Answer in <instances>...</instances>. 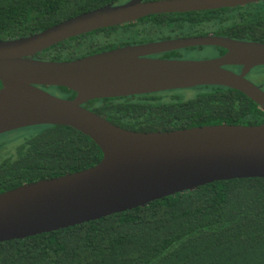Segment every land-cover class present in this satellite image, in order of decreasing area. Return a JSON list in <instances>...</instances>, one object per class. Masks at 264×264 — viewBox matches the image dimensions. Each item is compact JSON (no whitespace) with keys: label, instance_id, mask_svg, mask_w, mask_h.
<instances>
[{"label":"water","instance_id":"95a60500","mask_svg":"<svg viewBox=\"0 0 264 264\" xmlns=\"http://www.w3.org/2000/svg\"><path fill=\"white\" fill-rule=\"evenodd\" d=\"M260 2L264 0H130L29 37L0 41V136L40 126L70 127L103 153L89 169L0 194V243L97 221L215 182L264 179V123L134 132L83 107L96 100L220 86L243 93L264 112V90L247 79L252 69L264 66V43L210 35L127 46L69 62L36 59L67 40L146 17ZM192 47L228 52L202 61L149 58ZM42 87L67 88L77 97L63 99Z\"/></svg>","mask_w":264,"mask_h":264},{"label":"trees","instance_id":"16d2710c","mask_svg":"<svg viewBox=\"0 0 264 264\" xmlns=\"http://www.w3.org/2000/svg\"><path fill=\"white\" fill-rule=\"evenodd\" d=\"M126 1L0 0V41L29 37ZM209 34L264 43V2L154 15L135 25L67 40L36 59L69 62L135 41ZM55 90L67 99L76 95L66 88ZM195 91L192 97L172 91L97 100L88 109L134 132L264 123V112L239 91L220 86ZM30 129L36 132L15 153L7 156L1 147L0 194L89 169L103 158L96 143L73 128L25 130ZM0 264H264V179L215 182L97 221L0 243Z\"/></svg>","mask_w":264,"mask_h":264},{"label":"flooded vegetation","instance_id":"af4514ba","mask_svg":"<svg viewBox=\"0 0 264 264\" xmlns=\"http://www.w3.org/2000/svg\"><path fill=\"white\" fill-rule=\"evenodd\" d=\"M129 1L130 0L126 1L125 3L129 2ZM145 1H152V0H145ZM228 9H231V8H228ZM215 11H220V10H215ZM215 11H206V12H215ZM194 13H199V12H194ZM200 13H203V12H200ZM146 18H148V17H146ZM143 19H145V18H143ZM143 19H140V20L136 21L135 23H129V24H126V25L138 24ZM126 25L119 26V27H124ZM113 28H117V27H113ZM108 29H112V28H107V29H103V30H108ZM210 35L218 36V37H225V36H220V35H215V34H209L207 36H210ZM194 37H196V36H194ZM197 37H205V36H197ZM186 38H193V37L172 36V38H168V39H158V40H153V41H135L133 43H129V44H125V45L119 46V47H117L115 49L124 48V47H127V46L148 45V44H152V43H160V42H164V41H173V40H180V39H186ZM226 38H231V37H227L226 36ZM231 39H234V38H231ZM234 40H237V39H234ZM239 41H245V40H239ZM247 42H251V41H247ZM115 49H112V50H115ZM112 50H107V51H103V52H100V53L87 55L85 57L96 55V54H101V53L112 51ZM227 52L228 51L226 49L219 48V47H192V48L178 49V50H173V51H169V52H165V53H161V54L152 55L149 58H152V59H164V60L202 61V60H213V59L222 58L224 55L227 54ZM196 53H202V54L207 53V54H210V55L207 56V57L199 58V59L191 58ZM85 57H82V58H85ZM82 58H79V59H82ZM76 60H78V59H76ZM72 61H74V60H72ZM226 68L229 69V70H232V71H234L236 73H239V74L242 73V71H243V67H241V66H229V67H226ZM262 68H264V66L252 69L251 72L247 75V79L249 80V77L251 76V74H253L255 72L256 69L258 70V69H262ZM254 84H256L258 86H261L262 89L264 90V79H262L259 84H257V83H254ZM56 88H60V87H42V89L48 91L49 93H51V94H53V95H55L57 97H60V98H63V99H67L64 96H60L58 94L57 90H55ZM69 91H71V90H69ZM178 91H180V90H178ZM169 92H172V91H169ZM145 95H148V94H145ZM137 96H142V95H137ZM76 97H77V94L75 95V97L73 99H75ZM131 97H134V96H131ZM125 98H129V97H125ZM73 99H67V100H73ZM90 102H93V101H90ZM90 102L84 104L83 107L88 109ZM14 132H16V131H14ZM11 133H13V132H11ZM7 134H9V133H7ZM7 134H4V135H7ZM4 135H1V136H4ZM6 150H7V147H6L5 151H4V153L8 156V153L6 152Z\"/></svg>","mask_w":264,"mask_h":264},{"label":"rangeland","instance_id":"374dc122","mask_svg":"<svg viewBox=\"0 0 264 264\" xmlns=\"http://www.w3.org/2000/svg\"><path fill=\"white\" fill-rule=\"evenodd\" d=\"M210 54H202V53H196L191 58L199 59L202 57H207ZM189 57V56H188ZM264 79V69H256L253 74L249 77V80L259 84L261 80ZM195 89H189V90H180V93L187 97H192L194 94ZM36 130L30 129V130H18L15 133H9L7 135L0 137V151L2 148L7 147L6 152L9 154L15 153V147L19 144H22L25 142L30 136H32ZM2 147V148H1Z\"/></svg>","mask_w":264,"mask_h":264}]
</instances>
